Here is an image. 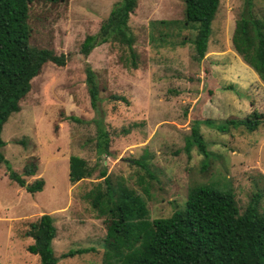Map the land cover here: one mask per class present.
I'll use <instances>...</instances> for the list:
<instances>
[{
    "label": "rangeland",
    "instance_id": "1",
    "mask_svg": "<svg viewBox=\"0 0 264 264\" xmlns=\"http://www.w3.org/2000/svg\"><path fill=\"white\" fill-rule=\"evenodd\" d=\"M118 1L28 5V45L67 59L63 67L42 66L18 102V112L2 125L0 152L11 169L21 175L22 167L34 162L35 174L23 177L24 182L42 179L44 185L30 195L8 180L0 164V264H39L26 252L32 240L24 234L43 214L55 228L56 264H101L106 222L97 218L87 194L96 184L103 189L102 171L111 186L121 182L139 197L149 220L182 209L188 191L201 185L231 193L240 214L256 196L257 211L264 214V82L230 43L244 0L219 1L199 61L191 44L195 31L183 23V0H138L128 19L136 69L129 68L126 50L116 43L102 44L87 57L78 52ZM249 13L264 20V0H252ZM85 65L96 76L108 156L96 154V116L84 86ZM228 85L233 90H225ZM111 95L124 97L127 104L111 101ZM253 111L261 119L252 132L239 126L222 133L201 123L241 120ZM70 116L80 123L65 119ZM194 121L200 122L205 158L195 147L184 149ZM69 156L84 160L91 176L70 184ZM140 160L148 174L134 163ZM78 248L92 251L59 258Z\"/></svg>",
    "mask_w": 264,
    "mask_h": 264
},
{
    "label": "trees",
    "instance_id": "2",
    "mask_svg": "<svg viewBox=\"0 0 264 264\" xmlns=\"http://www.w3.org/2000/svg\"><path fill=\"white\" fill-rule=\"evenodd\" d=\"M36 1L57 4L67 0H0V132L8 117L18 112V102L28 93L30 81L40 73L42 66L50 63L63 67L66 63L64 54L55 55L50 50L28 45V5ZM219 1L183 0V23L189 24L195 31L191 44L194 59L198 61L206 52L211 22ZM137 2L120 0L115 3L98 31L86 35L81 41L79 54L87 57L102 44L116 43L126 50L129 68L136 69L134 39L129 31L128 19ZM251 4L252 0H244L230 43L234 52L264 82V20L249 13ZM158 23L166 22L160 20ZM83 73L89 107L96 116L92 118L96 131V154L108 156V133L103 127V114L99 109L96 76L88 65L84 66ZM225 90L233 88L228 85ZM109 99L127 104L121 96L111 95ZM65 119L80 123L73 116ZM260 119L261 115L253 111L241 120L229 119L217 125L210 120L201 123L222 133L228 127L239 126L252 132ZM199 124L194 121L184 149L188 152L195 147L205 158L207 152L198 131ZM3 146L0 138V149ZM67 162L70 184L91 176L81 158L69 156ZM134 163L148 174L144 161ZM0 164L4 166L8 180L26 193L32 195L42 190V179H36L31 184H26L23 179L34 176V162L25 164L21 175L11 169L1 152ZM99 178H102L103 189L101 184H96L87 197L97 218H104L106 222L101 264H264V214L257 211L256 196L240 214L231 193L201 185L188 191L182 209L175 210L168 218L149 220L145 204L131 190L121 182L111 186L104 171L100 172ZM24 236L32 239L26 252L36 256L39 264L57 263L51 247L55 228L49 215H41ZM90 251L92 248L69 249L59 258H71Z\"/></svg>",
    "mask_w": 264,
    "mask_h": 264
},
{
    "label": "crops",
    "instance_id": "3",
    "mask_svg": "<svg viewBox=\"0 0 264 264\" xmlns=\"http://www.w3.org/2000/svg\"><path fill=\"white\" fill-rule=\"evenodd\" d=\"M68 160V157L66 158V161ZM67 166H68V162H67Z\"/></svg>",
    "mask_w": 264,
    "mask_h": 264
},
{
    "label": "clouds",
    "instance_id": "4",
    "mask_svg": "<svg viewBox=\"0 0 264 264\" xmlns=\"http://www.w3.org/2000/svg\"><path fill=\"white\" fill-rule=\"evenodd\" d=\"M31 239V238H30ZM32 240V239H31Z\"/></svg>",
    "mask_w": 264,
    "mask_h": 264
}]
</instances>
